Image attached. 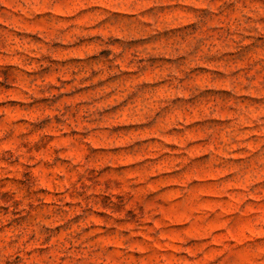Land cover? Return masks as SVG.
<instances>
[{
    "label": "clouds",
    "instance_id": "clouds-1",
    "mask_svg": "<svg viewBox=\"0 0 264 264\" xmlns=\"http://www.w3.org/2000/svg\"><path fill=\"white\" fill-rule=\"evenodd\" d=\"M0 264H264V0H0Z\"/></svg>",
    "mask_w": 264,
    "mask_h": 264
}]
</instances>
